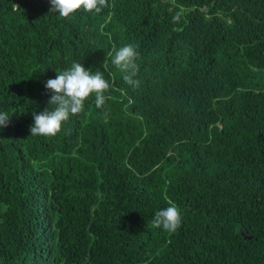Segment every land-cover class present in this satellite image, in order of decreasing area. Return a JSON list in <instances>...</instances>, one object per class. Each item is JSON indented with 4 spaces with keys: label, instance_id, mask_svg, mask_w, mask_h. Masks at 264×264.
Instances as JSON below:
<instances>
[{
    "label": "trees",
    "instance_id": "1",
    "mask_svg": "<svg viewBox=\"0 0 264 264\" xmlns=\"http://www.w3.org/2000/svg\"><path fill=\"white\" fill-rule=\"evenodd\" d=\"M107 4L0 0V264H264V0ZM129 44L139 87L111 63ZM73 62L105 104L32 136ZM170 205L174 233L152 224Z\"/></svg>",
    "mask_w": 264,
    "mask_h": 264
},
{
    "label": "clouds",
    "instance_id": "2",
    "mask_svg": "<svg viewBox=\"0 0 264 264\" xmlns=\"http://www.w3.org/2000/svg\"><path fill=\"white\" fill-rule=\"evenodd\" d=\"M50 3V12H58L63 18H68L80 9L98 14L108 6L107 0H50ZM179 19V14L173 17L174 22ZM138 55L135 47L129 44L116 51L111 60L124 73V82L133 87H139L140 83L134 79L139 70L135 62ZM45 87L53 93L48 101L50 108H45L39 114L33 113L34 124L30 127L32 136L55 137L70 115L76 116L84 111V103L92 94H95L96 107L101 108L105 104L104 93L109 90L110 84L101 71L93 73L81 63L73 62L70 68L57 72L56 78L47 80ZM9 119L7 113H0V128L7 127ZM181 220L178 208L170 205L155 212L152 224L174 233L180 228Z\"/></svg>",
    "mask_w": 264,
    "mask_h": 264
},
{
    "label": "rangeland",
    "instance_id": "3",
    "mask_svg": "<svg viewBox=\"0 0 264 264\" xmlns=\"http://www.w3.org/2000/svg\"><path fill=\"white\" fill-rule=\"evenodd\" d=\"M203 18V14L199 11L195 12L191 18L193 24L198 23Z\"/></svg>",
    "mask_w": 264,
    "mask_h": 264
}]
</instances>
